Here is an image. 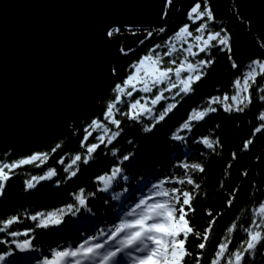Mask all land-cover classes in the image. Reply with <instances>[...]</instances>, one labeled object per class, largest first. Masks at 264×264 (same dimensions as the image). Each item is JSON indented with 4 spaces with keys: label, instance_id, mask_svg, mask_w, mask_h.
Segmentation results:
<instances>
[{
    "label": "trees",
    "instance_id": "trees-1",
    "mask_svg": "<svg viewBox=\"0 0 264 264\" xmlns=\"http://www.w3.org/2000/svg\"><path fill=\"white\" fill-rule=\"evenodd\" d=\"M195 2L196 0H179L171 16L161 26L131 28L134 32L141 30L146 34L152 31L153 35L145 37L143 43L126 51V54L119 51L113 57V78L105 91L92 107L70 122L64 130L40 140L0 144V161L11 162L35 153H47L49 157L40 167L29 164L16 169L6 183L4 194L0 197V219L18 215L21 222L11 226L9 231L23 232L29 228L34 231L29 237H10L7 233H0V240L7 241L0 243V254L12 252L7 261L0 264H45V260L51 258L53 248L78 246L89 236H99L100 230L111 229L121 219H132L133 217L125 214L142 196L149 193L152 183L169 176L179 178L183 172L178 167L181 162H199L205 168L203 173L194 174L201 189L196 193L193 202L195 212L190 217L191 225L201 233L208 227L213 216L217 219L212 240L204 253L205 261L213 258L216 245L228 236L227 229L233 223L237 225V229L231 234L233 243L229 245L230 250H235L246 239L243 229L249 226L253 210L264 200V131L253 135L255 127L261 123L258 119L260 112L264 110V102L259 100L264 92L256 91L258 87H264V77L258 78L257 84L253 86V103L243 113H226L216 105L219 110L197 124L193 132L188 134L186 146L171 140L170 136L187 118L191 109L204 107L210 97L223 96L225 93L231 95L234 91L231 81L240 71L253 59H264V48L259 46L264 43V0H210L216 17V25L212 26V30L225 27L231 33V55L241 65L239 70L231 67L228 53L213 49L211 56L215 62L206 70L207 75L193 86L194 93L183 98L178 97L180 103L177 108L152 132L145 133L142 130L149 123L148 120L136 123L118 115L117 118L122 121L123 132L115 142V147L120 149L116 157L110 154L109 149L112 146H101L94 154V159L88 165L80 164L77 176L70 180L65 179L67 173L63 171L64 165L58 163L64 157L67 164L73 155L83 153L81 140L84 129L92 119L102 117L106 104L114 97V85L127 76L134 62L146 55L156 44L169 40L183 24L189 23L187 12ZM237 12L247 23L237 18ZM162 27L165 29L163 33L159 31ZM120 28L121 33L129 31L123 26ZM165 50L166 48H161L157 51L162 53ZM200 58H205L204 54L197 57ZM171 102L169 100L164 103ZM162 106L163 104L158 105L157 109ZM201 136L219 140L215 151L193 142ZM249 138L253 143L245 150L243 145ZM129 140L133 143L129 144ZM57 144L60 148L53 152L52 149ZM185 152H188L187 157ZM129 153L133 154L132 159L121 164L123 175L127 179L118 178L107 192L98 191L102 185L97 184L95 178L107 172L118 159ZM233 153L236 154L235 159ZM49 168H55L58 175L52 180L40 182L35 189L25 190L26 180L33 175H43ZM57 180L61 181L59 185ZM184 187L188 190L192 188L190 185ZM81 188L86 193H95L88 197L86 208L64 215L63 223L58 227H35L36 222L29 218L30 215L75 203L72 194ZM234 191L235 200L229 207L227 202ZM25 239H30L31 247L24 252L11 243L12 240L20 242ZM99 239L102 241L105 237ZM198 243V240L190 237L187 247L196 253L199 251L196 248ZM109 246L115 244L109 241ZM189 264H193V261L190 260ZM246 264H264V245L259 246L254 255L246 256Z\"/></svg>",
    "mask_w": 264,
    "mask_h": 264
},
{
    "label": "snow or ice",
    "instance_id": "snow-or-ice-1",
    "mask_svg": "<svg viewBox=\"0 0 264 264\" xmlns=\"http://www.w3.org/2000/svg\"><path fill=\"white\" fill-rule=\"evenodd\" d=\"M174 0H164L161 18L168 16ZM234 11H237L234 9ZM237 18L243 21V18ZM189 23L183 24L169 40L163 44H156L149 52L134 62L131 71L112 89L114 97L106 104L101 118H94L84 129L81 140L83 153H76L65 164L62 157L58 163L64 165L63 171L67 173L66 180L76 177L79 165H88L94 154L104 146L109 148L113 157L120 152L115 147V142L122 135V121L117 116L126 117L129 121L142 123L148 120L143 131L152 132L157 125L164 122L166 118L177 108L180 100L194 93V85L207 75V69L215 62L211 56L213 49L229 54V62L234 70H239L241 65L237 64L231 53L232 37L225 27L212 30L216 25V17L211 8L210 0H196L187 12ZM195 26V27H193ZM129 31L135 32L125 26ZM161 33L165 31L162 27ZM121 34L120 27H113L107 32L109 38ZM153 35L148 31L146 38ZM140 43H143L141 41ZM179 45V46H178ZM184 45H187L186 47ZM264 48V43L259 45ZM166 48L162 53L158 49ZM130 51V50H129ZM121 52L126 54L122 47ZM201 54L205 58L197 59ZM165 58H168L167 60ZM264 77V59H253L243 71L231 81L234 90L231 95L225 93L223 96H213L207 99L204 107L191 109L187 118L172 132L170 139L180 144L187 145L188 134L193 132L194 127L204 122L211 114L216 113L219 105L226 113H243L253 103V86L257 84L258 78ZM257 92H264V87H258ZM142 93L143 95H136ZM169 94V95H166ZM171 100V103H164ZM264 102V95L259 96ZM163 104L157 109L158 105ZM261 122L253 131V135L264 131V110L258 117ZM94 133H97L94 136ZM194 143L202 144L206 149L215 151L219 140H213L209 136H201ZM129 144L133 141L129 140ZM253 143L249 138L243 145L245 150ZM60 145L52 149L55 152ZM188 152H185L187 157ZM132 153L123 155L107 172L97 176L95 182L102 185L98 191L107 192L118 178L127 179L123 175V162L130 161ZM47 153H35L28 157L15 161H0V197L3 196L7 181L14 171L24 165L36 164L42 166L48 160ZM236 154L233 153V159ZM39 162V163H37ZM231 165H229L230 167ZM183 169L179 178L175 176L165 177L157 183H152L149 193L142 196L135 206L125 215L132 219H121L111 229L100 230L99 236L92 235L79 243L78 246L63 247L51 250V258L45 260V264H119L120 256L129 257L132 264H246V256L255 254L259 246L264 245V200L260 201L253 210V218L248 227L244 228L246 239L235 250H230L229 245L233 243L231 234L237 229L233 223L228 229V236L223 238L217 245L210 261H205V250L212 240L216 217L208 223L203 233L191 225L190 217L195 212L193 202L201 185L194 179V174L205 171L199 162H181L178 165ZM247 175V173H244ZM58 175L55 168H49L43 175H33L25 181V190H32L42 181L52 180ZM57 185L61 181H56ZM172 185L165 187V185ZM192 186L188 190L184 186ZM75 203L47 212H36L30 215L36 228L58 227L63 223V217L73 211L78 212L80 208H86L88 197L95 193H86L81 188L72 194ZM235 200V191L228 200L231 207ZM151 201V202H150ZM211 216L212 214L209 213ZM18 215L0 219V233H7L10 237H29L34 229L29 228L20 231H9L11 226L20 223ZM100 237H105L100 241ZM193 237L199 241L193 253L187 247L189 238ZM97 241V242H93ZM109 241H115V246H109ZM0 243H7L0 240ZM11 243L21 251H27L31 247L30 239L23 241L12 240ZM12 255L11 251L0 254V262L7 261ZM10 264V262H9Z\"/></svg>",
    "mask_w": 264,
    "mask_h": 264
},
{
    "label": "water",
    "instance_id": "water-1",
    "mask_svg": "<svg viewBox=\"0 0 264 264\" xmlns=\"http://www.w3.org/2000/svg\"><path fill=\"white\" fill-rule=\"evenodd\" d=\"M164 0H0V144L40 140L92 107L112 59L135 37L113 27L164 24Z\"/></svg>",
    "mask_w": 264,
    "mask_h": 264
},
{
    "label": "rangeland",
    "instance_id": "rangeland-1",
    "mask_svg": "<svg viewBox=\"0 0 264 264\" xmlns=\"http://www.w3.org/2000/svg\"><path fill=\"white\" fill-rule=\"evenodd\" d=\"M146 35L147 34L146 33H143L141 30H136L135 34H133L132 31H126L125 33L119 34V36L135 37L133 39V41L129 44V46L126 48L125 51L131 50L132 48L136 47L143 39H145ZM184 46L186 47L187 45H184ZM118 48L121 51L122 42L119 43V47ZM139 94L140 95H143L142 93H139Z\"/></svg>",
    "mask_w": 264,
    "mask_h": 264
}]
</instances>
